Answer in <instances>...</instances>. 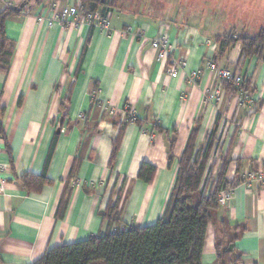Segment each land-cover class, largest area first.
Listing matches in <instances>:
<instances>
[{
	"label": "crops",
	"instance_id": "0c3cea01",
	"mask_svg": "<svg viewBox=\"0 0 264 264\" xmlns=\"http://www.w3.org/2000/svg\"><path fill=\"white\" fill-rule=\"evenodd\" d=\"M106 1L108 30L37 23L36 17L50 16L51 4L79 0H0V14L27 2L18 14L0 19L11 52L6 71L0 70V264H32L51 247L105 234L109 227L99 213L109 201L118 200L121 225L154 224L165 212L177 160L196 127L198 147L215 128L211 176L228 157L226 178L241 180L216 220L245 228L235 244L241 264H264V181L250 188L242 182L247 172L264 174V61L242 59L239 44L219 54L215 42L225 33H242L232 20L237 0ZM164 36L174 44L173 59L185 64L175 78L171 63L166 68L158 62L151 47ZM208 61L249 80L248 95L255 100L239 107L238 94L223 90L206 69ZM218 86L224 97L216 106L207 93ZM174 132L175 160L169 166ZM55 136L46 169L50 183L27 192L21 179L43 173ZM143 163L156 169L150 184L137 178ZM67 189L68 205L57 220ZM214 261L215 225L209 224L201 264Z\"/></svg>",
	"mask_w": 264,
	"mask_h": 264
},
{
	"label": "trees",
	"instance_id": "16d2710c",
	"mask_svg": "<svg viewBox=\"0 0 264 264\" xmlns=\"http://www.w3.org/2000/svg\"><path fill=\"white\" fill-rule=\"evenodd\" d=\"M88 11L89 5L95 4L97 11L101 0H79ZM20 9L5 10L0 19L15 15ZM219 44V54H223L236 44L241 47L244 60H262L264 52V29L256 35L225 33L215 38ZM2 26L0 27V70L6 71L11 56L8 50ZM240 86L232 82L221 81L223 90L230 94L250 92V81L243 78ZM199 128L191 130L182 153L177 160L176 179L165 212L154 224L147 226H125L119 223L118 200L109 201L99 213L107 222L109 230L103 235L91 236L84 241L60 244L47 249L32 264H201L207 227L215 225V261L214 264H241L243 255L235 244L243 234L242 226L231 227L228 221L216 220L219 209L218 195L222 190L237 186L240 178L228 180L226 173L231 163L228 157H222L221 166L215 177L211 176L212 167H207L213 158L217 140L215 128L208 135L204 146H197ZM163 132V131H161ZM0 134L1 128H0ZM169 142V166L175 158L172 154L176 143V132ZM57 137L55 136L39 176L25 174L21 183L27 192L38 193L49 184L46 169L51 160ZM120 135L112 145L109 168L113 170L117 162ZM238 163V162H237ZM155 167L143 163L138 172V180L150 184L155 175ZM238 173V165L237 172ZM67 189L58 205L56 219L63 218L69 200ZM117 224V225H115ZM115 225V226H113ZM113 228L112 230H110Z\"/></svg>",
	"mask_w": 264,
	"mask_h": 264
},
{
	"label": "built area",
	"instance_id": "2783aa9c",
	"mask_svg": "<svg viewBox=\"0 0 264 264\" xmlns=\"http://www.w3.org/2000/svg\"><path fill=\"white\" fill-rule=\"evenodd\" d=\"M51 14L48 17L38 16L36 21L39 24L45 25L47 28H51L54 24L59 25L60 27H66L69 23L80 25L87 24L91 27L100 28L102 30H108L110 21L109 16L102 15L99 11H88L84 6L79 2L75 4H70L64 7H59L56 3L51 4L50 6ZM151 47L156 53V60L168 67V63H171V68L169 73L172 78L177 77V73L180 69L184 67L183 61H175L173 59V52L175 51L174 44L169 41L165 36L160 39H154L151 41ZM171 58V59H170ZM206 69L212 72L218 81H227L232 82L235 86H240L244 79L242 76H239L234 70L231 69H218L215 65L208 61L206 63ZM198 73L194 74L191 77V80L196 78ZM238 104L239 107H243L247 104H250L255 99L243 92L239 91L238 93ZM224 97V91L220 86L210 89L207 93V100L212 104L219 106ZM129 112V108L126 107L125 112ZM114 112V111H113ZM130 114V112H129ZM133 121V117L131 118ZM0 169L3 167L0 165ZM264 181L263 173H252L247 172L242 176L243 185L247 188H250L254 184L261 183ZM232 199V189L222 190L218 195V204L222 207H228Z\"/></svg>",
	"mask_w": 264,
	"mask_h": 264
},
{
	"label": "rangeland",
	"instance_id": "374dc122",
	"mask_svg": "<svg viewBox=\"0 0 264 264\" xmlns=\"http://www.w3.org/2000/svg\"><path fill=\"white\" fill-rule=\"evenodd\" d=\"M232 5L238 6V11L232 19L236 22L235 26L239 27L238 31L254 36L264 29V0H237L232 2Z\"/></svg>",
	"mask_w": 264,
	"mask_h": 264
},
{
	"label": "water",
	"instance_id": "95a60500",
	"mask_svg": "<svg viewBox=\"0 0 264 264\" xmlns=\"http://www.w3.org/2000/svg\"><path fill=\"white\" fill-rule=\"evenodd\" d=\"M30 1L37 2L38 0H28V2H30ZM26 3H23L22 5H20V9H23L25 7ZM100 4L102 5L101 11H100L101 14L102 15H106L109 12V8H108L107 1L106 0H101V3ZM89 7H90V10L93 11V10H95V8L97 6L95 4H90ZM262 60L264 61V52H263V55H262ZM67 112L68 111H65V113L60 118V120H59V123L60 124L63 123L64 117L67 115ZM57 132L59 133V131H57Z\"/></svg>",
	"mask_w": 264,
	"mask_h": 264
}]
</instances>
